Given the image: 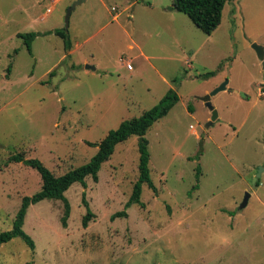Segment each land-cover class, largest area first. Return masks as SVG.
<instances>
[{
	"label": "rangeland",
	"instance_id": "1",
	"mask_svg": "<svg viewBox=\"0 0 264 264\" xmlns=\"http://www.w3.org/2000/svg\"><path fill=\"white\" fill-rule=\"evenodd\" d=\"M75 1L0 0V233L42 184L35 169L7 164L11 154L61 176L172 89L177 103L145 134L157 193L143 185L144 207L111 220L138 178L131 136L98 182L87 177L64 193L66 227L60 201L31 205L23 230L35 249L15 238L0 246V264H264V66L252 48L264 47V0L228 2L211 35L170 9L173 0H85L70 15L65 51L54 31ZM30 32L40 34L31 55L17 37ZM226 81L210 97L217 119L206 127L202 98ZM83 195L94 214L86 228Z\"/></svg>",
	"mask_w": 264,
	"mask_h": 264
},
{
	"label": "trees",
	"instance_id": "2",
	"mask_svg": "<svg viewBox=\"0 0 264 264\" xmlns=\"http://www.w3.org/2000/svg\"><path fill=\"white\" fill-rule=\"evenodd\" d=\"M233 0H173V9L180 12L191 21V23L206 35H211L222 20L223 9L228 2ZM54 34L62 39L65 51H70L71 42L67 31L63 29L55 30ZM39 33L30 32L26 34H17L28 53L32 54V42L39 36ZM10 66L7 71L9 72ZM215 74L209 72L204 75L205 78ZM49 77L54 76V71L48 74ZM178 97L176 93L170 89L164 97L152 108L144 111L139 117H134L122 121L119 126L110 130L106 136L95 146L97 147L96 154L84 165L72 169L61 176H54L38 159L25 158L22 153H13L8 157L7 164L21 163L32 169H35L41 178V189L39 192L28 197L25 196L21 200V205L15 214L12 229L0 233V246L12 241L15 238L21 239L28 248L32 251L35 249V244L32 238L23 230L25 216L31 205L37 204L43 200H58L63 205V216L61 224L66 227L67 220L70 215V204L64 193L75 183L86 187L85 179L90 177L93 182H98V174L101 166L107 162L115 151V147L128 140L131 136L137 137L138 150V178L132 186L131 194L128 201L125 203L124 211L118 212L111 216V220L118 217H126V211L133 205L144 207L141 202L142 186L146 185L154 194L157 189L150 178L149 160L150 154L148 150V140L145 138L147 130L159 119L166 116L173 106L177 103ZM200 168H196V181L198 182ZM258 183L256 184V186ZM197 188V185L194 189ZM82 202L86 208V213L82 218L81 224L86 228L88 222L94 217L90 211L87 202L82 197Z\"/></svg>",
	"mask_w": 264,
	"mask_h": 264
},
{
	"label": "water",
	"instance_id": "3",
	"mask_svg": "<svg viewBox=\"0 0 264 264\" xmlns=\"http://www.w3.org/2000/svg\"><path fill=\"white\" fill-rule=\"evenodd\" d=\"M85 0H76L74 3H72V5L68 8L67 12H66V15H65V27L64 29L67 31L68 29V25H69V18H70V15L72 13V11L79 5H81L82 3H84ZM170 9H173V8H170ZM252 48L253 50L256 52L257 54V57L260 61H263V66H264V47L262 46H259L257 44H253L252 45ZM86 69L88 70H92L94 71V67L92 66H85ZM226 83H223L221 84L219 87H217L216 89H214L211 93H209L208 95L204 96L202 98V100L205 102L206 106L211 110V118H210V121L209 123L206 125V127H209V126H212L213 123L216 121L217 119V113L216 111L213 109L211 103H210V97L211 96H214L215 94H217L218 92L222 91L225 89L226 87ZM260 177V173L259 171L257 172L256 176L252 179V185L253 187H256V182L258 180V178ZM251 195L249 193H245L239 207H238V210H242L244 209L247 205H248V202H249V199H250Z\"/></svg>",
	"mask_w": 264,
	"mask_h": 264
},
{
	"label": "built area",
	"instance_id": "4",
	"mask_svg": "<svg viewBox=\"0 0 264 264\" xmlns=\"http://www.w3.org/2000/svg\"><path fill=\"white\" fill-rule=\"evenodd\" d=\"M112 10H114V9H112ZM127 65V69H130L131 67L128 65V63L126 64ZM264 96V92H261V96Z\"/></svg>",
	"mask_w": 264,
	"mask_h": 264
},
{
	"label": "crops",
	"instance_id": "5",
	"mask_svg": "<svg viewBox=\"0 0 264 264\" xmlns=\"http://www.w3.org/2000/svg\"><path fill=\"white\" fill-rule=\"evenodd\" d=\"M172 8H173V6H172ZM174 10V9H173ZM112 11H115V10H112ZM118 18V15L117 14H115V16H114V19L116 20ZM40 36V35H39Z\"/></svg>",
	"mask_w": 264,
	"mask_h": 264
}]
</instances>
